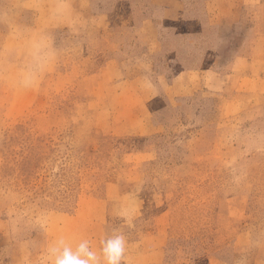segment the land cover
I'll return each mask as SVG.
<instances>
[{
    "label": "rangeland",
    "instance_id": "obj_1",
    "mask_svg": "<svg viewBox=\"0 0 264 264\" xmlns=\"http://www.w3.org/2000/svg\"><path fill=\"white\" fill-rule=\"evenodd\" d=\"M180 1L184 20L158 35H174L166 42L186 67L216 47L225 70L264 33L257 5L239 29L224 23L220 40L204 27L208 0ZM58 2L0 0V264H52L56 225L71 217L65 243L99 252L122 233L126 253L142 244L139 264H264V84L227 113L212 96L161 94L139 130L96 92L112 49L132 52L134 15L152 12L150 0L76 2L75 19Z\"/></svg>",
    "mask_w": 264,
    "mask_h": 264
},
{
    "label": "crops",
    "instance_id": "obj_2",
    "mask_svg": "<svg viewBox=\"0 0 264 264\" xmlns=\"http://www.w3.org/2000/svg\"><path fill=\"white\" fill-rule=\"evenodd\" d=\"M39 1L43 5L48 0ZM58 1L57 8H70L75 19L78 16L75 3L86 4L84 5L85 10L89 0ZM150 5L152 12L137 10L134 15L138 20H136V27L130 29L133 40H129V44H132L130 47L132 52L124 53L120 49L118 56L112 49V53L104 62L101 73L102 89H104L102 91L98 89L96 96L98 98L108 96L111 99L108 107L110 113L131 114V121H134V124H140L139 130H150L149 118L152 104L161 94L172 98H188L198 94L212 96L219 101L221 112L227 113L225 108L234 110L257 92L254 85L264 84V78L257 68L264 62V57L259 56L257 52L259 49L264 50V33L256 34L251 38L243 36L250 52L248 55H243L239 51L234 52L226 62L225 70L216 66L219 55L211 51L216 47L206 52L201 63L195 62L186 67L178 55L173 53V51L177 52L176 48L166 42L174 35L168 34L167 39H162L158 35L162 24L179 23L184 20V6L180 0H150ZM249 5L264 8V0H208L205 2L208 17L207 25L204 27L216 29V35L221 40V35L225 36L222 30L224 23L230 25L233 30L239 29L246 19L243 14L244 7ZM44 7L42 6V9ZM71 13L69 11V15L65 14L64 18L70 17ZM92 17L95 21L98 18ZM198 26L201 32L204 31L202 24L198 23ZM233 30L232 33H234ZM125 32L127 29L122 25L120 33L125 36ZM191 41L186 38L183 48H188L192 44ZM228 89H231L232 95L227 93ZM74 218L66 220L70 225L73 224L69 228L61 224L64 219L56 225L58 240H64L70 231L75 233ZM93 225L99 226L97 223ZM88 228L85 227L83 231ZM141 246L142 244L139 243L131 247L132 251L126 253L124 260L139 264L140 258L145 256ZM90 247L97 251V245L92 244Z\"/></svg>",
    "mask_w": 264,
    "mask_h": 264
},
{
    "label": "clouds",
    "instance_id": "obj_3",
    "mask_svg": "<svg viewBox=\"0 0 264 264\" xmlns=\"http://www.w3.org/2000/svg\"><path fill=\"white\" fill-rule=\"evenodd\" d=\"M127 250V241L122 233H114L102 241L99 252L81 240L75 247L60 240L49 250L52 264H122Z\"/></svg>",
    "mask_w": 264,
    "mask_h": 264
},
{
    "label": "trees",
    "instance_id": "obj_4",
    "mask_svg": "<svg viewBox=\"0 0 264 264\" xmlns=\"http://www.w3.org/2000/svg\"><path fill=\"white\" fill-rule=\"evenodd\" d=\"M236 254V253H235Z\"/></svg>",
    "mask_w": 264,
    "mask_h": 264
}]
</instances>
